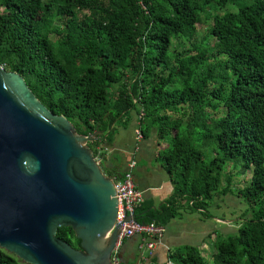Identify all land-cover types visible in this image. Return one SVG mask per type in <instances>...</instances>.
<instances>
[{
    "label": "trees",
    "instance_id": "obj_1",
    "mask_svg": "<svg viewBox=\"0 0 264 264\" xmlns=\"http://www.w3.org/2000/svg\"><path fill=\"white\" fill-rule=\"evenodd\" d=\"M235 1L0 0V64L22 76L78 134L98 132L88 146L115 182L123 176L117 168L106 169V151L118 125L141 107L140 132L163 146L159 157L174 186L161 208L145 202L135 211L141 224L166 227L178 216L181 199L209 215L207 205L219 194L224 167L242 163V171L252 176L237 196L250 205L252 216L238 234L216 239L212 264H264V0L217 13ZM203 14L212 20V46L197 40ZM181 40L193 48L179 52L174 43ZM227 80L226 90L217 86ZM208 95L226 110L213 127L207 121L200 125L203 138L217 145L210 162L193 139L197 108ZM227 178L222 195L231 190ZM57 236L81 248L71 227L59 228ZM169 257L179 264H210L192 245L171 250ZM0 264L24 263L0 247Z\"/></svg>",
    "mask_w": 264,
    "mask_h": 264
},
{
    "label": "water",
    "instance_id": "obj_2",
    "mask_svg": "<svg viewBox=\"0 0 264 264\" xmlns=\"http://www.w3.org/2000/svg\"><path fill=\"white\" fill-rule=\"evenodd\" d=\"M84 136L51 112L22 76L0 64V247L26 264H113L115 181ZM71 227L81 248L57 236Z\"/></svg>",
    "mask_w": 264,
    "mask_h": 264
},
{
    "label": "rangeland",
    "instance_id": "obj_3",
    "mask_svg": "<svg viewBox=\"0 0 264 264\" xmlns=\"http://www.w3.org/2000/svg\"><path fill=\"white\" fill-rule=\"evenodd\" d=\"M252 0H236L234 4H231L227 6L226 9L219 10L217 9V13H225L227 11L236 12L240 8V6L250 3ZM216 13V11H215ZM207 15L203 14L201 19L202 22L199 25L198 30V36L197 40L198 43H209L211 46L213 45V40L210 36H208L209 28L212 26V20L207 19ZM197 42V41H195ZM175 48L179 51H187L191 50L193 48L192 44L188 41L181 40L179 42L174 43ZM194 54V52H193ZM218 74L226 76V72H223V69L217 70ZM231 80H232V73L229 72L228 74ZM230 79V78H229ZM218 87H224L225 90L230 87V81H218L217 82ZM212 89V88H211ZM208 94V93H207ZM208 98L204 100L201 107L197 108V120H198V126L196 127V132L193 135L194 144L195 147L201 151L204 155V159L206 162H210L212 159L215 158L217 155L218 149L215 142H207L203 136L202 132L203 126L202 125L205 121L210 125V127H213L215 122L224 117L226 114V110L224 107L217 108L219 106V103L216 99H214V96L208 95ZM141 111V107L137 106L136 109L130 111L128 115L126 116V119L122 125H118L117 127V133L115 135V142L116 147L113 148L114 152L111 155V153L107 152V156H110L109 158H112L113 163L117 166L119 171L127 170L128 169V160L133 157V153L135 152L137 146H140V142L137 140V130L139 131L141 128V120L139 118V112ZM187 114H192V110L188 109ZM189 116L185 117L184 120L187 122V119ZM125 124V127L123 125ZM154 136V135H153ZM156 138V137H155ZM152 138H143L142 141L146 139V141L149 143V145H155L154 142L160 143L159 140ZM156 140V141H155ZM149 145H145L144 149L147 150L146 153H141L136 158L139 160V164L141 168L142 166L151 165L157 166L158 164H163V159H160L157 157L154 158L153 156L150 157L149 155L154 154L155 148H152ZM151 147V148H149ZM161 152V151H160ZM147 154V156H144ZM139 168L135 169L133 171L134 175H139L142 178L143 184H155V178L148 177L145 175V171L143 173L140 172ZM149 175V174H148ZM150 176V175H149ZM252 172H243L242 171V163H237L235 161L228 163L224 167V171L222 174L223 182L221 186L219 187V194L217 196H214L212 200L208 202L209 205H207L208 210V216H211V218H207L204 216V214L198 212L197 210L186 209L184 208L181 211V215L179 218H177L176 222L172 221L170 224L167 225L168 230V237L170 239V244L172 246V250L185 245L189 244L192 246H197L199 249L203 252L206 260L209 261L210 264L213 262V254L216 252V241L218 239H224L227 240L229 237L238 234L240 228L243 226L244 221L250 219L252 216V209L250 205L243 199L239 198L237 196V193L240 189L246 187L249 185L251 180ZM231 178V190L227 195H222V190L228 186V178ZM221 192V194H220ZM181 209V208H180ZM217 219H223L226 221H229L228 225H224L222 223H217ZM193 222H190L192 221ZM208 220V221H207ZM191 224L194 223L196 227H201L206 223L208 226H213L217 228L216 236L213 237V239L208 238L206 242V246L201 247V239L198 234L195 236H187L181 233L182 225L183 224ZM217 239V240H216ZM178 242V243H174ZM139 249V247H138ZM139 252L144 257H148L149 250L143 249ZM142 255V256H143ZM26 264L25 262H23ZM171 264H179L176 260L173 261Z\"/></svg>",
    "mask_w": 264,
    "mask_h": 264
},
{
    "label": "crops",
    "instance_id": "obj_4",
    "mask_svg": "<svg viewBox=\"0 0 264 264\" xmlns=\"http://www.w3.org/2000/svg\"><path fill=\"white\" fill-rule=\"evenodd\" d=\"M152 138H155V136H152ZM154 144L155 145H152V146L149 145V143L146 141V139L144 141H141L140 146H137L135 152L133 153V157L130 158V160H128V163L135 160L136 161V168L135 169L140 167V164H139L140 161L137 160L136 158L138 157L139 154H141V153L144 154L147 152V150L144 149L145 145H149L152 148L156 147V149L153 151L154 154L149 155L150 157L153 156L154 158L156 157V159H157V157L160 158L159 153H160L161 149L163 148V146L160 145V143L156 144L154 142ZM115 147H116V142L114 140V145L110 149H108V153H111V155H112L114 152L113 148H115ZM151 147H149V148H151ZM144 156H147V154H145ZM109 157L110 156L106 157V160L104 161V165L106 166V169L110 170L111 172H114V170L117 168V166L113 163L112 158H109ZM139 170L141 173H143L145 171L146 176L155 178V184H153V185L152 184H146V183L143 184L142 178L139 175L136 176L133 174L134 181H135L137 188L144 192L145 202L152 205L153 209L161 208V206L164 205L168 200H170L172 195L174 194V186L171 182L169 174L167 173V171L163 167V164H158L157 166H152V164L147 165V166H142L141 168H139ZM116 173L117 174L120 173L123 176L125 173V170H122V171L117 170ZM189 205H191V203L188 204L187 199H181L180 203L178 204V207L181 208L179 210V214L172 221H175V222L177 221L176 219L180 217L181 211L184 208H186L187 210L191 209L192 207H190ZM197 211L204 214L203 211H199V210H197ZM204 216H206L209 219L208 215H204ZM190 222H193V220ZM216 222L222 223L224 225H228V223H230L229 221H226L223 219L222 220L217 219ZM181 227H182V229H181L180 234H184V235L192 236V237L195 236L196 234H198L200 239H201V243H202L201 247L206 246L207 239L208 238L213 239V237L216 236V233H217L216 227L208 226V225H206V223H204V225H202L201 227H196L194 223L183 224ZM167 234H168V230H167V226H166L163 237L160 240V242L157 243V245L154 249L153 255L146 260H144L142 258V255L138 249L139 244L142 240L141 234H135L132 237H128V238L124 239L123 244L121 246V250H120V257H121L122 262L125 264H138V263L148 264L151 261H154L158 264H170L171 260H170L169 254H170V251L172 250V246L170 244L171 241H170ZM174 243L176 244L178 242H174ZM185 245H189V244H185Z\"/></svg>",
    "mask_w": 264,
    "mask_h": 264
},
{
    "label": "built area",
    "instance_id": "obj_5",
    "mask_svg": "<svg viewBox=\"0 0 264 264\" xmlns=\"http://www.w3.org/2000/svg\"><path fill=\"white\" fill-rule=\"evenodd\" d=\"M143 115L144 114L142 113L139 118H142ZM137 140L139 142L143 140V135L140 130L137 131ZM135 168L136 161L133 160L129 162L128 169L125 171L122 179L115 182L116 196L119 202L117 223H123L128 216L135 215V211L140 208L145 202L144 192L137 188L134 181L133 171ZM164 232L165 227L159 224H141L138 221L124 222L120 231L119 240L112 254L113 264H120L121 262L120 250L124 239L132 237L135 234H141L142 240L139 244V249H148L150 253L148 257H144L142 252V258L146 260L153 255L154 249L157 243H159L162 239Z\"/></svg>",
    "mask_w": 264,
    "mask_h": 264
}]
</instances>
